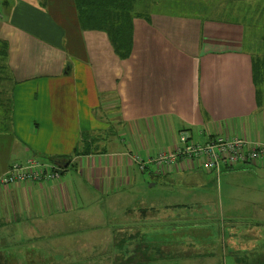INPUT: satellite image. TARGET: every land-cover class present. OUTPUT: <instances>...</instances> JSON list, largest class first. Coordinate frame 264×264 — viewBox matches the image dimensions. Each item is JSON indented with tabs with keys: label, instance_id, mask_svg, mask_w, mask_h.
I'll use <instances>...</instances> for the list:
<instances>
[{
	"label": "crops",
	"instance_id": "0c3cea01",
	"mask_svg": "<svg viewBox=\"0 0 264 264\" xmlns=\"http://www.w3.org/2000/svg\"><path fill=\"white\" fill-rule=\"evenodd\" d=\"M222 1L148 2L228 7ZM229 1L237 13L240 0ZM246 34L238 13L229 20L150 12L133 19L132 51L120 60L105 33L80 29L74 0H0V40L8 46L12 76L7 87L10 123L0 131V177L29 157L60 169L55 181L0 187V229L31 219L60 226L64 211L80 208L79 190L91 200L122 194L134 182L130 170L138 166L135 156L148 161L172 150L181 133L203 138L202 143L217 135L264 142V105L256 104ZM156 143L160 150H154ZM252 164L264 170V159ZM68 166L74 167L81 189L65 171ZM153 167L152 179L184 173L197 179L200 174L192 170L202 169L180 160L171 167ZM198 211H153L158 221L166 212L176 216L167 221L170 245H201L204 250L195 257L178 255L169 264H243L205 252L210 225L201 217L210 214ZM256 228L249 236L253 245L262 239ZM154 231L155 245H164L159 244L162 227L155 225ZM222 238L225 245L227 238ZM237 241L230 235V245H242ZM154 250L155 257L143 256L139 263L159 264ZM260 259L264 264L263 254Z\"/></svg>",
	"mask_w": 264,
	"mask_h": 264
},
{
	"label": "rangeland",
	"instance_id": "374dc122",
	"mask_svg": "<svg viewBox=\"0 0 264 264\" xmlns=\"http://www.w3.org/2000/svg\"><path fill=\"white\" fill-rule=\"evenodd\" d=\"M134 12L147 16L150 12L175 15H205L237 19L247 30L244 46L249 47L253 33L264 36V0H240L237 13L234 1L221 3L228 7L187 8L152 5L150 0H134ZM208 4H215L209 2ZM254 36V34H253ZM247 42V43H246ZM259 45V42L258 44ZM256 46V42H255ZM10 83H6L8 87ZM115 128V126H113ZM0 130L2 126L0 125ZM178 128L174 129L178 137ZM129 136V134H128ZM121 139L128 138L120 136ZM157 139V137H156ZM194 142L202 143L203 138L193 136ZM160 150L161 144L153 145ZM152 166V165H150ZM74 167L68 166L66 172L79 185L74 175ZM154 167L140 170L131 168L134 182L122 194L91 200L87 192L82 195L78 210L64 211L60 226L40 225L37 221H22L0 229V262L2 264H143V256L160 258L159 264H169L172 258L195 257L204 252L201 245H170L168 239V220L175 218L166 212L165 219L153 216V211L161 213L172 210H192L208 220V244L205 252L211 257L240 260L243 264H261L264 255V170L252 163L215 172L195 169L201 177L194 179L184 173L181 175L157 176L152 179ZM197 197H200L198 200ZM151 209V210H150ZM153 210V211H152ZM203 213V214H202ZM178 217V216H177ZM27 218V217H24ZM57 218L54 217V221ZM41 221V220H38ZM46 221V220H44ZM162 227L159 244L155 245L154 226ZM253 226L262 239L258 245L249 241ZM230 235L237 244L230 245ZM227 241L224 245V239ZM175 238V237H174ZM213 243V245H212ZM260 248H263L260 250ZM150 264V263H145Z\"/></svg>",
	"mask_w": 264,
	"mask_h": 264
},
{
	"label": "built area",
	"instance_id": "2783aa9c",
	"mask_svg": "<svg viewBox=\"0 0 264 264\" xmlns=\"http://www.w3.org/2000/svg\"><path fill=\"white\" fill-rule=\"evenodd\" d=\"M264 159V142L249 141L242 137L217 135L206 143L194 142L188 134L181 133L178 144L172 150L160 151L154 158L143 161L135 156L140 170L151 164L157 169L171 167L178 160L186 161L190 168L196 165L217 175L221 167H237L240 164L254 163ZM60 169L36 157H29L23 163H14L0 177V187L21 183H43L55 181Z\"/></svg>",
	"mask_w": 264,
	"mask_h": 264
},
{
	"label": "trees",
	"instance_id": "16d2710c",
	"mask_svg": "<svg viewBox=\"0 0 264 264\" xmlns=\"http://www.w3.org/2000/svg\"><path fill=\"white\" fill-rule=\"evenodd\" d=\"M134 2V0H74L79 27L82 31L105 33L116 57L125 60L132 51L133 19L147 18L134 12ZM253 34L248 49L252 51V82L256 91V104L259 107L264 105V36ZM7 59L8 46L6 42L0 40V125L2 126L0 131L7 130L10 123L11 101L7 98L8 88L5 84L12 76ZM75 153L77 155L78 152Z\"/></svg>",
	"mask_w": 264,
	"mask_h": 264
}]
</instances>
